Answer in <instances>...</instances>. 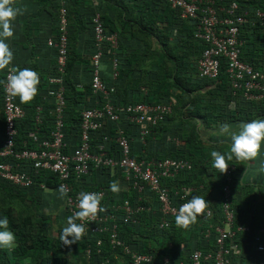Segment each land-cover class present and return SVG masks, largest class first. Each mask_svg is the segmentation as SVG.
<instances>
[{
  "label": "crops",
  "instance_id": "obj_1",
  "mask_svg": "<svg viewBox=\"0 0 264 264\" xmlns=\"http://www.w3.org/2000/svg\"><path fill=\"white\" fill-rule=\"evenodd\" d=\"M62 4L67 5L69 11L71 49L83 60L80 59V63L77 65L81 83L89 80L90 73L87 68L89 64H86L85 61H91L94 49L91 13L92 10L101 8L102 12H100L112 18L115 30L120 34V47L118 46L113 55L122 60L121 68L132 69V74L123 72V76L115 78L113 75V55L102 57L100 74L104 81L116 88L113 94L114 104L121 109L129 103H135L132 101L141 102L160 97L164 101L170 97L175 103L173 113L157 126L150 127L151 133L146 136L145 140L141 138V130L148 127L147 124L132 126L120 122L126 129V134L129 135L132 155L136 159L151 160L176 157L177 153L188 151L182 136L187 135L192 128H197L206 147H211L220 152L219 148H224L222 151H226L225 154H228L231 141L227 136L220 134L219 125L227 123L233 129H237L241 123H247L254 119H264V103L255 101H246L247 103L240 104L237 112L234 110L237 108V104L230 106L235 115L217 117L209 124L201 117L202 110H198L200 115H194L193 106L189 100L197 98L199 94H205L210 86L198 88L200 89L199 92L187 91L175 83L173 73L178 68L191 69L195 67L203 45L192 37L194 26L191 21L189 19L183 20L181 16L182 19H180L178 14L173 12V9L163 1L13 0V5L20 10V13L12 22L14 35L6 41L13 52L14 59L7 69L0 71V146L4 136L3 82L9 70L16 72L18 69L30 68L39 74L40 84L37 96L30 103L22 104L27 112L24 118H28L29 112H33L35 104L39 102L38 104L43 105L45 112V122L41 127L40 135L42 137L50 136L51 129L54 127L53 118L48 115L47 110L52 108L55 102L54 98L48 95V88L51 84L49 79L55 70L56 53L55 49L48 45V39L54 38L57 34L59 9ZM124 7H129V9ZM106 29L111 31L109 27ZM242 35L246 39L244 53H256L254 57L256 60L254 61H258L261 65L264 64V58L258 55V53H262L263 30L255 33L245 28ZM195 69L197 70V67ZM196 70L193 73L190 71L185 74L192 77L186 78L190 79V81L186 80L187 88L193 85ZM130 81H134V83H130ZM100 101L101 99L99 101L98 99H90L94 106H99ZM204 101L202 99L199 105L201 106ZM24 118L23 120H25ZM114 125L108 121L101 130L92 133L93 151H98V146L103 144L109 155L119 157V146L110 137L114 134L111 133ZM23 128L28 131L27 135L33 131L31 125ZM67 140L66 151L72 153L78 146L79 139L75 135L69 134ZM232 164L240 169L234 173L240 182L251 184L264 192V145L253 160H235ZM23 169L32 170L28 163L24 164ZM204 180L206 184H201L193 193L204 198L208 205L216 207L218 198L221 197L216 185H214L218 183V179L214 175L206 174ZM112 182H117L120 185L119 193H113L110 190ZM98 183H104L103 188L106 190L103 200V213L110 214L117 207L116 215L122 214L121 206L126 199L134 205L139 202V198L136 200V193L123 177L119 168H95L81 182H71L74 192L86 191ZM37 186L35 183L26 189V201L35 200L39 210L51 217L50 223L53 225H47V227L53 228L55 231L63 229L66 226L63 222L66 224L67 220L65 205L67 196L62 197L60 189L47 187L38 190L36 189ZM141 198V203L148 206L147 211L162 214L157 197L149 188L144 190Z\"/></svg>",
  "mask_w": 264,
  "mask_h": 264
},
{
  "label": "built area",
  "instance_id": "obj_2",
  "mask_svg": "<svg viewBox=\"0 0 264 264\" xmlns=\"http://www.w3.org/2000/svg\"><path fill=\"white\" fill-rule=\"evenodd\" d=\"M171 7L180 12L182 18L196 20L195 36L202 40L204 50L197 62L196 76L199 78L216 79L220 74L221 63L224 59L227 65L231 88L234 95H240L246 101L264 102V68H258L251 62L242 59L243 47L246 39L242 33L245 28L255 27L264 32V8H248L242 6L238 1L232 0L228 4H219L217 0H165ZM60 36L57 41L50 38L48 44L58 48V72L57 76L50 77L52 87L48 95L55 102L50 110L54 121L50 136L40 135L44 123V108L38 104L35 108V129L29 134V140L17 144L19 133L18 122L23 119L27 112L20 103L18 97H12L7 90V80L14 70H9L3 82V115L4 136L0 146V178L10 182L20 189L32 187L36 181L35 177L53 175L59 180L60 188L66 193V205L74 214L78 211L79 193L72 194L71 180L80 178L89 173L92 166L121 168L125 179L130 187L135 190L140 198L137 204L130 200L123 201V221L130 223L136 221L139 213L148 210V206L141 203L144 190L149 188L157 197L163 218L160 227H167V218L176 216L180 206L187 203L192 197L196 187L181 186L171 189L163 183V179H175L184 170L193 169V163L184 158L165 157L162 159L138 160L132 156L130 138L123 128L118 127L112 137L119 146V157L107 153L103 144L98 146V151L92 150V133L101 130L108 121L117 122L121 118V110L113 102L115 86L104 81L100 74L101 60L105 49L108 47L113 54L119 46V35L117 32L107 31L102 13L96 12L93 17V30L95 36L96 51L92 56L93 93L100 94L99 106L85 109L82 112L80 142L72 153L66 151L65 140V87L63 74L67 64L68 54V8L62 4L59 12ZM113 75L118 76V59L112 58ZM54 85V86H53ZM235 100L230 106H235ZM174 104L171 101L160 102H135L124 108L126 119L131 123L148 127L141 130V138L145 140L151 133L150 127H155L163 122L173 113ZM30 141V142H29ZM31 143V145H30ZM25 163L31 167V171L23 169ZM219 171V170H218ZM235 164H229L224 176L222 187L221 208L224 215L222 225L209 224L206 235L212 231L216 233V249L204 252L196 249L190 256V262H179L177 264H231V257L241 253L242 249L235 241L239 231H250V226L235 225V211L233 208L232 187L234 184ZM220 172V171H219ZM40 188H47L45 180L39 183ZM84 192H97L101 194V206L106 195V190L101 187ZM177 198V202L174 200ZM207 203V202H206ZM117 207L110 214L98 212L94 220L85 224V233L92 231L96 234L107 233L110 243L114 248H121L122 254L130 259V264L151 263L153 256L134 250L119 238V227L115 222ZM206 219L214 216L213 208L208 205L202 213ZM257 249L264 252V225L260 226L255 234ZM97 245H102V239L97 240ZM92 249H86V255L91 256ZM101 264H112L106 259ZM163 264L172 263L170 257L166 256ZM256 264H264V259Z\"/></svg>",
  "mask_w": 264,
  "mask_h": 264
},
{
  "label": "trees",
  "instance_id": "obj_3",
  "mask_svg": "<svg viewBox=\"0 0 264 264\" xmlns=\"http://www.w3.org/2000/svg\"><path fill=\"white\" fill-rule=\"evenodd\" d=\"M158 1V0H156ZM166 3L169 7L171 5L165 0H160ZM232 0H217L219 4H228ZM242 6L248 8H264V0H236ZM61 8V7H60ZM129 9V7H124ZM173 12L178 14L180 17V12L178 9L173 8ZM102 12V9H94L91 13V22H92V31H93V41L92 44L94 49L91 55V61H85L86 64H89L87 67L89 69V80L88 82L81 83L79 80L80 71L77 68L78 63H80V55H77L71 49V35H70V23H69V11H68V54H67V64L65 68V73L63 74V83L65 87V140L68 141L69 134L75 135L80 142L81 134V120L82 112L85 109L95 107L93 103L90 102V99H101L100 94L93 93L92 88V77H93V63L92 56L96 51L95 47V36L93 30V17L96 12ZM60 12V9H59ZM100 12V13H101ZM180 19H182L180 17ZM189 19L194 26L193 36L195 40L202 43L201 52L198 60L200 59L203 50L204 44L202 40L195 36L196 30V20L191 18ZM102 20L106 27L112 32H116L115 27L112 23V18L107 16V14H102ZM250 31L258 33L259 28L248 27ZM118 33V32H117ZM119 35V47H120V34ZM60 36V26H59V17H58V30L54 38L55 41L58 40ZM50 39V38H49ZM48 39V41H49ZM49 45V44H48ZM55 49L56 53V64L55 70L51 77L57 76L58 72V48L51 46ZM262 53L258 55L264 58V43L261 47ZM245 48L243 47L242 59L248 62H251L258 68H264V64L254 61L256 53L245 54ZM113 53L107 47L104 51L103 56H111ZM107 57V58H108ZM114 57V55H113ZM112 57V58H113ZM111 58V57H110ZM118 59V76H123V72L127 74H132V69H124L122 66V60ZM82 60V59H81ZM197 60V62H198ZM83 61V60H82ZM197 65L191 69L178 68L177 71L174 70L173 76L175 83L186 89L187 91H196L199 92L202 87L210 86L208 91L197 98H192L189 100V103L193 106L194 115H200L198 110H202L201 117H203L207 124L211 123L217 117H226L230 115H235V112L239 110V105L242 103H247L240 95L236 96L233 94L229 76L227 74V65L226 61L223 59L221 63L220 74L216 79L209 78H199L196 76L194 83L190 88H187V81L192 78L186 73L192 71L195 72ZM194 70V71H193ZM197 73V70H196ZM127 76V75H126ZM130 77V76H129ZM132 79V78H130ZM192 80V79H191ZM134 83V81H130ZM111 85V84H109ZM54 86V85H53ZM52 87L49 84L48 90ZM46 94V93H44ZM43 94V95H44ZM169 97V96H167ZM42 98V96H41ZM90 98V99H89ZM205 101L200 106L199 103L201 100ZM235 100L237 108L235 112L230 108L231 101ZM147 102H160L164 101L161 97L158 99H146ZM165 101H171L173 104L174 101L166 99ZM139 102V101H132ZM39 103V102H38ZM35 104L33 112L30 111L28 118L23 120L21 119L18 122L19 133L17 136V144L21 147L22 143L26 140H29L28 131L23 128L24 126L31 125V130L35 129V108L38 105ZM264 103V102H263ZM131 104V103H129ZM128 105V104H127ZM127 105L121 107V118L114 123V127L111 133H115L118 127H121L126 130L120 122L127 123L129 125H136L131 123L126 119V113L124 109ZM44 108V107H43ZM175 105L173 107L174 111ZM51 108L47 110L48 115L50 114ZM204 111V112H203ZM32 112V113H31ZM234 112V113H233ZM45 113V112H44ZM43 113V114H44ZM170 116V115H169ZM168 116V117H169ZM167 117V118H168ZM166 118V119H167ZM165 119V120H166ZM45 122V120H44ZM117 126V127H116ZM116 127V128H115ZM4 130V126H3ZM26 130V131H24ZM4 133V132H3ZM69 133V134H68ZM126 133V131H125ZM127 135V134H126ZM129 137V135H127ZM184 139L188 151H182L177 153L176 157H184L190 159L193 163V169L184 170L180 172L175 179H163V183L169 186L172 190L179 188L181 186H194L198 188L201 184H206L204 180V175H214L218 179V183L214 184L217 187V190L221 194V197L218 198V203L216 207H211L214 210V216L211 219H206L201 213L198 215L197 221L194 224H191L188 228H180L175 224V217L171 216L167 218L169 220V225L167 227H160L161 219L163 214L153 213L152 211H143L139 213L136 221L125 223L122 219L123 213L117 215V220L115 222L119 227V238L127 245L131 246L134 250H137L141 253L150 254L153 256V261L151 263L144 264H163V260L166 256L170 257L172 263L179 262H190V256L196 249H201L204 252L214 251L216 247V233H212L207 236V229L209 224L222 225L224 222V215L221 208L222 202V187L224 185V176L217 169L214 168L212 164V159L210 156L211 151H218L211 147H206L203 143V140L197 130V128H192V130L187 134L182 136ZM30 142V141H29ZM31 145V143H30ZM224 148H219L221 153H226L222 151ZM133 156V155H132ZM235 162V159L229 161L228 164ZM236 171L239 169L236 166ZM100 169L104 167H95L92 166L89 173L93 169ZM109 168V167H107ZM121 173L125 178V175L121 168ZM235 171V172H236ZM88 173V174H89ZM86 174V175H88ZM86 175L76 178L74 177L71 182L82 181L86 178ZM45 180L49 188L60 189L59 180L53 175H48L47 177L39 175L35 177L37 183L36 189L43 190L40 188L39 184ZM104 183H98L90 189H97L103 187ZM88 189V190H90ZM25 191V192H24ZM136 193V200L140 198L139 194ZM72 190V194H76ZM233 193V208L235 211V225H247L250 226V231H239L236 234L235 241L239 244L242 251L238 255H233L231 257V264H256L259 261L264 259V252L257 249L255 234L257 229L264 225V192L258 188L256 189L253 185L242 183L234 175V184L232 188ZM67 193L66 196H68ZM25 196H27L26 189H20L13 186L10 182L0 178V217H7L9 220V229L15 234L17 247L11 251L0 249V264H101L106 259H110L112 264H130V259L128 256L122 254L121 248H114L110 243L109 235L107 233L96 234L92 231L85 233L80 241L71 246H65L60 240V234L62 229L54 230L53 228L47 227V225H53L50 223V216L43 213L37 207L35 200L32 199L30 202L26 201ZM142 196V194H141ZM193 196H196L193 193ZM177 202V198L174 199ZM158 201V200H157ZM66 205V203H65ZM159 206V205H158ZM67 217L72 215L66 205ZM64 225H66L63 222ZM102 239V245H97V240ZM91 247L92 253L88 258L86 255V249Z\"/></svg>",
  "mask_w": 264,
  "mask_h": 264
},
{
  "label": "clouds",
  "instance_id": "obj_4",
  "mask_svg": "<svg viewBox=\"0 0 264 264\" xmlns=\"http://www.w3.org/2000/svg\"><path fill=\"white\" fill-rule=\"evenodd\" d=\"M20 10L13 5V0H0V71L9 67L14 59L10 50L8 38L13 37L12 22ZM40 84L39 74L30 69H18L7 80V90L12 97H18L21 104L30 103L38 94ZM221 135L227 136L230 143L228 154L220 151H211L212 164L220 173H226L229 161H251L256 158L264 145V119H254L241 123L237 129L230 124L219 125ZM110 190L119 193L121 188L117 182H112ZM61 196L67 195L63 187L60 188ZM78 211L69 215L66 226L63 227L60 240L63 245L71 246L78 243L85 234V224L94 220L98 212H103L101 194L97 192H80L78 196ZM206 200L200 196H193L187 203L180 206L175 217V224L180 228H188L197 221L198 215L206 209ZM9 220L0 217V249L11 251L17 247L15 234L8 230Z\"/></svg>",
  "mask_w": 264,
  "mask_h": 264
},
{
  "label": "rangeland",
  "instance_id": "obj_5",
  "mask_svg": "<svg viewBox=\"0 0 264 264\" xmlns=\"http://www.w3.org/2000/svg\"><path fill=\"white\" fill-rule=\"evenodd\" d=\"M55 191H56V189H55Z\"/></svg>",
  "mask_w": 264,
  "mask_h": 264
}]
</instances>
